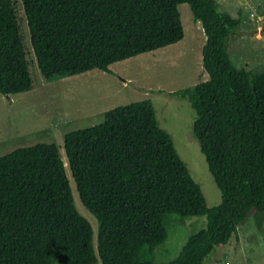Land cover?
I'll return each mask as SVG.
<instances>
[{
  "label": "trees",
  "instance_id": "trees-1",
  "mask_svg": "<svg viewBox=\"0 0 264 264\" xmlns=\"http://www.w3.org/2000/svg\"><path fill=\"white\" fill-rule=\"evenodd\" d=\"M38 67L47 79L109 65L179 41L187 2L205 34L208 78L169 91L195 109L192 130L221 201L208 206L157 120L149 98L118 105L100 123L55 143L0 155V264H154L166 217L205 215L165 264H202L251 215L264 226V66H236L227 49L240 18L216 0H22ZM32 87L14 0H0V92ZM68 165L91 222L75 204ZM57 264V263H56Z\"/></svg>",
  "mask_w": 264,
  "mask_h": 264
},
{
  "label": "rangeland",
  "instance_id": "rangeland-1",
  "mask_svg": "<svg viewBox=\"0 0 264 264\" xmlns=\"http://www.w3.org/2000/svg\"><path fill=\"white\" fill-rule=\"evenodd\" d=\"M216 1L221 10L240 18L236 33L227 43L233 63L247 68L264 66V34L260 33L264 27V0ZM14 3L32 87L9 95L0 92V155L19 146L46 142L55 143L61 156H65L66 133L100 123L110 108L149 98L159 125L171 134L180 157L200 185L206 204L220 203L221 191L192 130L195 109L188 99L169 93L208 78L202 65L204 30L187 2L178 5L184 28L179 41L112 62L111 71L93 68L50 79L38 67L23 2ZM66 172L75 204L91 222L96 243L98 221L82 204L68 165ZM206 224L205 215H167V236L154 248L150 256L153 263L165 264L176 257L188 236ZM202 264H264V226L258 228L251 215L238 234L226 244L215 245Z\"/></svg>",
  "mask_w": 264,
  "mask_h": 264
},
{
  "label": "water",
  "instance_id": "water-1",
  "mask_svg": "<svg viewBox=\"0 0 264 264\" xmlns=\"http://www.w3.org/2000/svg\"><path fill=\"white\" fill-rule=\"evenodd\" d=\"M260 33H263L264 34V27L263 28H260Z\"/></svg>",
  "mask_w": 264,
  "mask_h": 264
}]
</instances>
